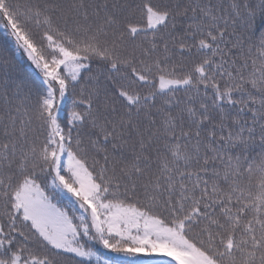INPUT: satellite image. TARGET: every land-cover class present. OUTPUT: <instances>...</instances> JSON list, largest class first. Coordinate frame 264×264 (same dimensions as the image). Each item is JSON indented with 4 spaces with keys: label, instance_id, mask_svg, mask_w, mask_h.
I'll return each instance as SVG.
<instances>
[{
    "label": "snow or ice",
    "instance_id": "1",
    "mask_svg": "<svg viewBox=\"0 0 264 264\" xmlns=\"http://www.w3.org/2000/svg\"><path fill=\"white\" fill-rule=\"evenodd\" d=\"M258 21L264 0H0V264H264Z\"/></svg>",
    "mask_w": 264,
    "mask_h": 264
},
{
    "label": "trees",
    "instance_id": "2",
    "mask_svg": "<svg viewBox=\"0 0 264 264\" xmlns=\"http://www.w3.org/2000/svg\"><path fill=\"white\" fill-rule=\"evenodd\" d=\"M261 32H264V24H260V22L258 21V27L255 29V33L252 36V45L254 47V52L259 51ZM0 45L12 46L14 48L11 38L6 34L3 27H0ZM16 59L18 61L19 78L26 79L32 83H40L39 70L35 69V67L30 64L26 56H24L23 54H18ZM97 251L104 259H112L115 255L101 247H98ZM157 259L163 260L167 258L163 256H157Z\"/></svg>",
    "mask_w": 264,
    "mask_h": 264
},
{
    "label": "rangeland",
    "instance_id": "3",
    "mask_svg": "<svg viewBox=\"0 0 264 264\" xmlns=\"http://www.w3.org/2000/svg\"><path fill=\"white\" fill-rule=\"evenodd\" d=\"M108 259H110V258H108Z\"/></svg>",
    "mask_w": 264,
    "mask_h": 264
}]
</instances>
